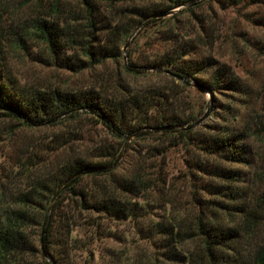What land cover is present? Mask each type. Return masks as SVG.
Here are the masks:
<instances>
[{"label":"trees","instance_id":"trees-1","mask_svg":"<svg viewBox=\"0 0 264 264\" xmlns=\"http://www.w3.org/2000/svg\"><path fill=\"white\" fill-rule=\"evenodd\" d=\"M40 1L51 3L53 14L25 26L20 36L26 40L21 43L17 35H4L0 14V122L36 130L85 116L119 139L122 148L101 146L86 155L57 159L38 172L26 189L2 201L0 264H77L79 253L86 257L84 264H92L91 247L121 244L124 233L119 228L128 223L153 253L144 251L133 258L104 247L102 264H264V117L250 115L242 124L228 105L227 112L219 107L216 96L226 92L245 96L247 88L229 67L203 54L205 40L198 31L179 32L177 27L166 31L164 40L172 43L168 50L145 67L130 62L124 70L133 76L145 73L138 70L166 73L181 86L212 97L210 116L224 123L208 128L196 127V113L186 116L159 89L109 96L91 89L25 88L17 82L6 57L7 48L25 51L23 44L28 40L41 44L56 68L90 70L120 56L119 45L142 20L182 5L196 6L198 0ZM224 2L239 6L254 1ZM68 5L80 14L71 22L58 17ZM118 10H126L121 13L123 20ZM248 20L264 28V17ZM238 122L239 128L235 126ZM151 135L159 136L160 147H154V154L138 161L131 172L118 174L126 142ZM178 147L191 155L186 176L194 179L195 215H178L179 209L165 191L169 184L161 172L162 162L164 165V157ZM63 148L46 151L57 158L54 152ZM151 206L170 210L154 217L148 210ZM34 257L40 262L32 261Z\"/></svg>","mask_w":264,"mask_h":264},{"label":"rangeland","instance_id":"rangeland-1","mask_svg":"<svg viewBox=\"0 0 264 264\" xmlns=\"http://www.w3.org/2000/svg\"><path fill=\"white\" fill-rule=\"evenodd\" d=\"M253 1L252 4L228 6L224 0H198L196 6L182 5L165 14L142 20L119 45L120 56L116 59H106L103 64L96 65L90 70L73 72L56 68L47 57V53L43 52V46L41 44L36 46L28 40L23 44L25 51L7 48L6 57L17 82L25 88L39 90L57 88L65 92L91 89L109 96L126 94L134 89H159L167 93L186 116L196 113V127L200 125L208 128L216 123H224L217 120V117L210 116L212 97L195 88L181 86L166 73L138 70L145 73L133 76L124 70V65L130 62L145 67L151 60L168 50L172 43L164 40L166 31L174 27H177L179 32L191 29L198 31L201 38L206 41L203 40L201 46L203 54L210 55L221 65L229 67L247 88L245 96L226 92L224 96L215 97L222 110L226 111L228 105L231 115L237 116L243 124L250 115L258 114L264 117V28L248 20L264 17V0ZM122 12L125 13L126 10H118L117 14L121 16ZM0 14L5 24L4 35L10 38L17 35L21 43L20 40H26L20 36L25 26L31 24L34 19L45 18L46 15L53 13L51 3L45 1L0 0ZM78 15L79 12L74 13V7L68 5L65 10L59 12L58 17L71 22V19ZM121 18L124 19L122 16ZM161 19L163 21H159ZM150 21L153 22L148 24ZM240 123H235V126L241 127ZM14 128V122H0V203L26 189L38 172L55 163L57 159L67 155H86L93 151L92 149L101 146L113 147L117 151L122 148L119 139L85 116L54 127L36 130ZM53 140L55 142L51 144ZM126 143L127 148L119 159L118 174L131 172L137 167L138 161L147 160L154 154V147H160L158 135L141 139L135 137ZM60 145H64V148L54 152L58 154L57 158L53 152L46 151V149L52 151ZM255 147L259 151L257 144ZM262 153L264 155V146ZM190 156L183 147H178L164 157V165L162 162L161 172L169 184L165 191L173 200L174 208L179 209L180 216L195 215L197 211L192 202L191 183L194 179L190 181L186 176V161ZM41 161L48 163L43 164ZM160 161L161 159L156 163L157 166ZM152 200L151 198L150 201ZM148 210L154 217H158L164 215L170 208L151 206ZM119 229L124 233V241L121 244L106 242L105 245L97 243L92 246L94 249L92 264H102L100 256L104 247L124 251L128 254L126 256L133 258L144 251L153 253L150 244L136 238L132 224L120 225ZM78 255L80 258L77 264H84L87 261L85 255L81 253ZM32 261L39 263L40 258L34 257Z\"/></svg>","mask_w":264,"mask_h":264}]
</instances>
